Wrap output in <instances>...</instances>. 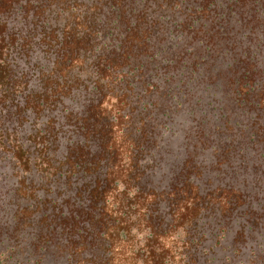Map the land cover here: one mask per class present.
<instances>
[{
	"label": "trees",
	"instance_id": "obj_1",
	"mask_svg": "<svg viewBox=\"0 0 264 264\" xmlns=\"http://www.w3.org/2000/svg\"><path fill=\"white\" fill-rule=\"evenodd\" d=\"M81 91L85 111L61 118ZM185 111L176 180L147 185ZM257 160L264 0H0V164L17 206L0 264H206L209 230L221 245L261 220L226 181Z\"/></svg>",
	"mask_w": 264,
	"mask_h": 264
},
{
	"label": "rangeland",
	"instance_id": "obj_2",
	"mask_svg": "<svg viewBox=\"0 0 264 264\" xmlns=\"http://www.w3.org/2000/svg\"><path fill=\"white\" fill-rule=\"evenodd\" d=\"M92 100L90 92H76L64 101L58 113L61 118L68 112H83ZM190 114L185 111L183 119L178 120L172 132L168 131L162 149L154 154L152 165L153 174L148 178L147 185L166 186L176 180L180 167L186 157L185 132L189 126ZM264 161L257 160L249 163L252 170L244 173L238 169L228 170L226 181L239 183L253 201L252 207L261 214L258 225L248 230L232 231V238L215 245L217 230H209V240L206 244L210 251L204 260L206 264H264ZM9 170L0 164V230L1 238H7L13 230V214L17 209L13 204L15 183L10 178ZM250 174V175H247ZM247 209V206L246 208ZM238 222H245L244 218ZM36 228L32 229L35 230ZM238 232H244V239L237 237ZM34 232L26 234L25 240L30 244ZM234 239H241L234 244ZM53 264H64L63 260L51 258Z\"/></svg>",
	"mask_w": 264,
	"mask_h": 264
}]
</instances>
